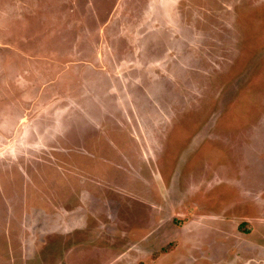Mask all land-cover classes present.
Instances as JSON below:
<instances>
[{"label":"rangeland","instance_id":"obj_1","mask_svg":"<svg viewBox=\"0 0 264 264\" xmlns=\"http://www.w3.org/2000/svg\"><path fill=\"white\" fill-rule=\"evenodd\" d=\"M0 264H264V0H0Z\"/></svg>","mask_w":264,"mask_h":264}]
</instances>
